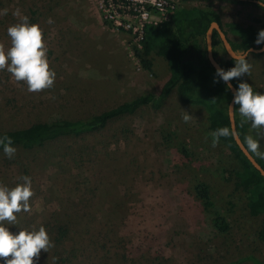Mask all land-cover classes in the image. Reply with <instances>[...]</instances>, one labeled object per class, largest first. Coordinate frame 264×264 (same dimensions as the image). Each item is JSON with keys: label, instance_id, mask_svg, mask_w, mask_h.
Listing matches in <instances>:
<instances>
[{"label": "rangeland", "instance_id": "rangeland-1", "mask_svg": "<svg viewBox=\"0 0 264 264\" xmlns=\"http://www.w3.org/2000/svg\"><path fill=\"white\" fill-rule=\"evenodd\" d=\"M101 1L0 0V12L7 10L0 14V46H11L8 26L27 15L42 29L56 73L52 88L29 92L24 82L0 70V127L86 118L144 91L160 92L168 68L158 66V76L145 70L133 51L135 35L106 19ZM189 3L212 6L224 23L261 28L264 21L263 7L252 3ZM17 10L20 15H13ZM219 57H224L221 46ZM246 58L250 72L237 80L264 92V51ZM210 125L207 109L183 102L175 88L161 109L144 106L98 131L61 136L31 149L17 146L11 159L0 151V184L14 187L23 175L32 181L30 210L17 213L9 230L45 227L53 246L48 253L41 250L38 264H226L251 253L264 260L256 234L261 220L235 214L229 217L231 230L219 232L180 165L179 150L186 146L221 209L224 169L236 163L228 146H213ZM162 126H170L179 139L165 142ZM249 136L264 151V130L252 129ZM57 221L70 226L64 243L54 239Z\"/></svg>", "mask_w": 264, "mask_h": 264}, {"label": "trees", "instance_id": "trees-1", "mask_svg": "<svg viewBox=\"0 0 264 264\" xmlns=\"http://www.w3.org/2000/svg\"><path fill=\"white\" fill-rule=\"evenodd\" d=\"M189 1L191 0H178V5L172 11L169 20L158 24L146 23L144 37L139 41L141 46L138 42L133 46V51L142 67L154 76H158L156 71L158 66L165 65L168 68V78L161 86L159 93L153 90L144 91L131 100L86 118H59L35 122L26 127H0V136L10 137L14 147L31 149L43 146L61 136L91 133L105 128L114 119L136 113L144 106L161 109L175 88L183 102L202 105L207 109L211 122L209 133L212 140L216 139L213 133L221 127H228L233 133L228 111L233 92L226 88L223 81L213 82L216 68L208 56L207 30L213 21H217L229 37L228 27L239 36L237 41L229 37L233 48L238 53H244L251 47H257L255 40L258 31L264 29V21L261 23V28L252 24L243 25L236 21L224 23L221 14L212 6H197L190 4ZM229 1L262 5L255 0ZM256 20L261 21L259 18ZM129 32L132 33L130 30ZM219 46L224 51L223 58L219 57ZM213 52L225 70L234 66L235 61L227 52L216 29L213 33ZM217 80H219L218 77ZM232 81L236 87L240 82L237 78H233ZM245 82L251 84L254 91H259L251 82ZM236 107L238 105H235ZM235 117L238 133L247 145L246 137L252 130L250 122L240 116L238 109L235 110ZM160 133L165 142L175 143L179 139V135L170 126H162ZM217 142L230 148L233 153L232 161L236 163L235 166H227L224 169L225 179L222 190L225 204L221 203V209L212 194L211 183L202 178L194 164L193 153L186 146L179 150L180 165L186 172V178L191 182V188L196 197L202 201L204 209L210 213L213 225L219 232L227 233L231 230L229 217L235 214L239 217L247 216L254 220H261L256 234L264 246V175L243 152L234 135L220 137ZM0 151H3L2 147ZM252 154L264 167V158L253 152ZM55 227L54 239L58 243H64L70 237V226L65 222L57 221ZM244 261L264 264L263 259L252 253L226 264H239Z\"/></svg>", "mask_w": 264, "mask_h": 264}, {"label": "clouds", "instance_id": "clouds-1", "mask_svg": "<svg viewBox=\"0 0 264 264\" xmlns=\"http://www.w3.org/2000/svg\"><path fill=\"white\" fill-rule=\"evenodd\" d=\"M0 14H7V10ZM13 15H20L19 10ZM48 22L52 23L51 18ZM7 35L11 46L7 50L0 46V70L9 72L17 82H24L29 92L52 88L56 73L49 66L48 50L40 26L31 23L27 15H22L19 22L8 26ZM255 43H264V29L258 31ZM232 58L234 66L228 70L217 67L213 78L214 83L223 81L227 89H232L233 78L248 75L251 68L246 54ZM234 105L238 107L234 108ZM228 109L230 112L238 109L240 116L250 122L252 129L264 130V92L254 91L251 84L244 81L238 83ZM183 119L188 121L190 117L184 115ZM230 134L234 135L228 127L217 129L213 133L216 138L213 146L220 137H228ZM246 143L251 152L264 157V151H259V140L248 136ZM0 147L5 156L13 158L16 148L10 137L0 136ZM20 180L22 183L11 188L0 184V259H3V264H38L41 250L48 253L53 246L45 227L40 226L38 230L20 229L16 233L8 227L16 224L17 213L30 210L29 198L33 195L31 177L23 175Z\"/></svg>", "mask_w": 264, "mask_h": 264}, {"label": "built area", "instance_id": "built-area-1", "mask_svg": "<svg viewBox=\"0 0 264 264\" xmlns=\"http://www.w3.org/2000/svg\"><path fill=\"white\" fill-rule=\"evenodd\" d=\"M100 3L105 18L136 34V42L141 46L139 41L144 37L146 23L169 20L178 0H102ZM125 16H128L127 20H124Z\"/></svg>", "mask_w": 264, "mask_h": 264}, {"label": "water", "instance_id": "water-1", "mask_svg": "<svg viewBox=\"0 0 264 264\" xmlns=\"http://www.w3.org/2000/svg\"><path fill=\"white\" fill-rule=\"evenodd\" d=\"M258 3L262 4L264 6V1L263 0H255ZM217 30L221 36V39L223 41V44L229 54L232 56H239L242 54H246V57L251 53V52H262L264 51V44L262 47H251L244 53H238L232 46L228 35L225 33L224 29L221 27V25L217 21H213L208 30H207V44H208V56L212 64L215 66V68L220 67L223 68V65L218 61V59L215 57L214 52H213V33L214 30ZM233 87H232V92H234L236 85L231 81ZM233 97L229 103V105L232 104ZM235 108V105L233 106ZM229 111V109H228ZM229 117L231 121V127L232 131L234 133V138L240 148L243 150V152L247 155V157L251 160V162L254 164V166L261 171V173L264 175V167L262 164L256 159V157L252 154V152L248 149L247 145L244 143L243 139L238 133L237 126H236V117H235V110L229 111Z\"/></svg>", "mask_w": 264, "mask_h": 264}]
</instances>
